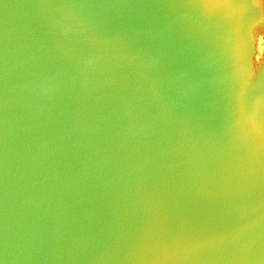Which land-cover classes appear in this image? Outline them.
I'll use <instances>...</instances> for the list:
<instances>
[{
	"label": "water",
	"instance_id": "95a60500",
	"mask_svg": "<svg viewBox=\"0 0 264 264\" xmlns=\"http://www.w3.org/2000/svg\"><path fill=\"white\" fill-rule=\"evenodd\" d=\"M0 264H264V0H0Z\"/></svg>",
	"mask_w": 264,
	"mask_h": 264
},
{
	"label": "bare ground",
	"instance_id": "6f19581e",
	"mask_svg": "<svg viewBox=\"0 0 264 264\" xmlns=\"http://www.w3.org/2000/svg\"><path fill=\"white\" fill-rule=\"evenodd\" d=\"M257 50H261V45H260V38H259V43L257 44Z\"/></svg>",
	"mask_w": 264,
	"mask_h": 264
},
{
	"label": "snow or ice",
	"instance_id": "6c2138e0",
	"mask_svg": "<svg viewBox=\"0 0 264 264\" xmlns=\"http://www.w3.org/2000/svg\"><path fill=\"white\" fill-rule=\"evenodd\" d=\"M248 0H239V3H247Z\"/></svg>",
	"mask_w": 264,
	"mask_h": 264
}]
</instances>
